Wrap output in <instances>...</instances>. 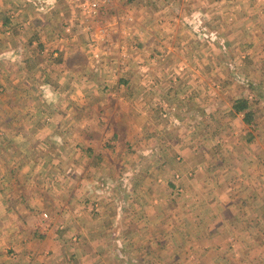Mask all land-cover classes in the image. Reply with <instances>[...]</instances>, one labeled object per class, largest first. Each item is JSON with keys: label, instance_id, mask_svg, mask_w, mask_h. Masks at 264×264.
Listing matches in <instances>:
<instances>
[{"label": "rangeland", "instance_id": "obj_1", "mask_svg": "<svg viewBox=\"0 0 264 264\" xmlns=\"http://www.w3.org/2000/svg\"><path fill=\"white\" fill-rule=\"evenodd\" d=\"M2 228L0 264H264V0H0Z\"/></svg>", "mask_w": 264, "mask_h": 264}, {"label": "crops", "instance_id": "obj_2", "mask_svg": "<svg viewBox=\"0 0 264 264\" xmlns=\"http://www.w3.org/2000/svg\"><path fill=\"white\" fill-rule=\"evenodd\" d=\"M4 229L5 228H2V231L0 230V235H3V234H5L6 232L4 231ZM14 234H16L17 236H14V237H20V235L17 233V232H14ZM4 238H6V236H3ZM13 237V236H12ZM21 248L23 249V250H25L26 251V253L28 254H26V257H27V259H28V261L29 262H33V259H35L37 262H41V261H47V260H49L50 258H48V256H45V255H41L42 253H40V252H37V251H35V249H29V247L26 245V242H22L21 241ZM55 248H57V246L55 247ZM1 255V254H0ZM54 255L55 256H58L59 254H57V252L55 251L54 252ZM3 258H5V259H7L8 260V257H7V255H4V257ZM38 258H40L39 260H38ZM1 260H4V259H2L1 257H0V261ZM11 264H16L15 262L14 263H11Z\"/></svg>", "mask_w": 264, "mask_h": 264}, {"label": "trees", "instance_id": "obj_3", "mask_svg": "<svg viewBox=\"0 0 264 264\" xmlns=\"http://www.w3.org/2000/svg\"><path fill=\"white\" fill-rule=\"evenodd\" d=\"M246 106H247V105H246V101H245V100H239V101L236 103L235 108H236L237 111H241V110H243Z\"/></svg>", "mask_w": 264, "mask_h": 264}]
</instances>
